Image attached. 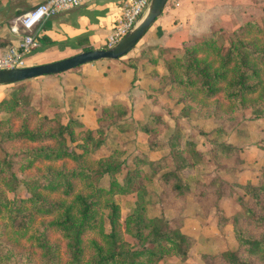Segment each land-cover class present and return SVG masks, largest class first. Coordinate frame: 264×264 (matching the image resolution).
<instances>
[{"label":"trees","instance_id":"16d2710c","mask_svg":"<svg viewBox=\"0 0 264 264\" xmlns=\"http://www.w3.org/2000/svg\"><path fill=\"white\" fill-rule=\"evenodd\" d=\"M157 49L149 58L152 91L181 105V117L232 123L245 110L251 120L264 118V12L229 33L214 30L179 49ZM105 49V48H104ZM91 50L86 48L85 51ZM117 60H120L117 59ZM109 61H98L108 75ZM161 65L159 74L155 67ZM133 68L128 65L125 69ZM24 86L0 100V264H164L166 258L184 261L195 241L183 233L179 217H150L146 206L152 192L163 208L183 202L190 193L202 206H217L232 185L220 175L197 179L192 188L182 173L200 167L204 155L193 140L150 114L142 125L148 151L166 150L171 169L160 172L139 156L130 163L122 151L96 157L112 128H122L128 107L122 102L102 107L95 128L75 118L43 115L31 105ZM168 133L167 136H165ZM208 139V159L238 162L239 148L221 140V126ZM166 137V140H165ZM102 182H105L103 184ZM240 189L241 215L227 218L235 249L201 255L202 264H264V168L257 184ZM135 195L134 208L121 220L117 197ZM181 203H177L176 206ZM53 237H57L56 240Z\"/></svg>","mask_w":264,"mask_h":264},{"label":"rangeland","instance_id":"374dc122","mask_svg":"<svg viewBox=\"0 0 264 264\" xmlns=\"http://www.w3.org/2000/svg\"><path fill=\"white\" fill-rule=\"evenodd\" d=\"M260 17L248 19L247 21L258 20ZM240 24L236 25V27ZM231 30H222V32L229 33ZM190 41L195 40H189L187 42ZM187 42H182L175 47L164 45L144 46L140 44L139 47L135 46L132 51L120 58V60L110 61L108 63L109 67H106L109 71L108 75L103 74L101 70L98 69L99 73L111 80L109 84H111L112 89L113 86L115 87L116 85H125L126 87L129 86L130 90L135 88L133 90H137L138 93L141 91L142 93L138 94L136 92L138 95L134 97V99L129 100L130 106L122 102L128 107L124 125L122 128L111 129L107 143L96 152V157L105 156L112 150H120L123 156L127 157L128 164L130 163L129 158L131 156H139L154 164L150 167H146L149 175L152 174L156 164L161 167L160 172L171 169L172 161L167 156V151H148L145 146V136L140 131L142 125L151 123L150 114L157 113L162 115L167 122L169 126L168 132H172L174 129L180 131L184 135V139L195 141L204 155V160L200 167L192 171H185L181 174L183 180L187 181L193 188V183L197 179L209 181L218 174L227 183L232 185L230 195L220 198L215 207H205L198 204L189 193L183 202H177L181 204L176 206V202H171L170 207L163 208L157 200L161 193V189L156 186L155 182L146 184L147 190L152 192L151 200L146 206L148 216L165 219H173L176 216L179 217L181 219V229L183 233L187 234L195 241L186 260L180 261L178 258L168 257L164 264H202L201 255L203 254L214 255L223 250L235 249L236 241L233 236L232 226L230 223L224 224L221 222L217 210L227 218L241 215V207L238 203V197L241 191L234 185L246 182L257 184L261 170L264 168V118L251 120L248 110L238 114L232 123L229 121H219L215 123L211 118L208 120H198L193 114L187 118H183L180 115L181 105H176L173 100L168 99L164 94L159 95L152 91L151 88H153L156 83L153 82L148 75L151 71L148 60L156 56L157 49L150 48L156 46L175 50L179 49ZM128 65H133V68L125 69ZM155 70L160 74L163 68L161 65H157ZM67 74L69 75H64L63 77V80L67 84L63 88L64 94H66V90L69 91L71 89V85L77 81L78 77L80 80L82 78L80 71ZM79 83L81 84V81H79ZM18 86L19 85H17V87ZM82 87L83 86H80L78 91L76 88L74 89V91L77 92L74 97L77 101L74 100L71 103L72 105L69 103L63 105L61 107L63 111H56L47 115L38 107L33 106L43 115L52 117L54 114L60 113L63 115L64 122L69 118H75L83 127L90 129L88 126H85V124L89 125L88 120H85V124L80 120L81 116L77 112L78 108L85 110L95 106L100 107L98 108L97 116L89 115L90 120L93 119V117H95L94 119L96 120L102 107L120 101L99 106L92 92H90V90L87 91V87ZM111 88L107 90V99H109L108 95H111L108 92L113 91ZM85 98H87V101L84 100ZM218 126H221L223 129V133L220 134L219 138L227 144L239 148L238 162L235 161L234 157H231L228 161L221 160L222 157L220 156L216 160L208 159L206 155L209 148L208 139H213L216 136L215 128ZM167 135L168 133L165 136ZM2 155L0 149V158ZM102 183L105 184V182ZM135 199L134 194L116 198L121 209V220H123L134 208ZM53 239L56 240L57 237H53Z\"/></svg>","mask_w":264,"mask_h":264},{"label":"crops","instance_id":"0c3cea01","mask_svg":"<svg viewBox=\"0 0 264 264\" xmlns=\"http://www.w3.org/2000/svg\"><path fill=\"white\" fill-rule=\"evenodd\" d=\"M44 1L46 0H0V55L8 46L18 43L19 36L11 31L16 19ZM120 9L121 0H98L47 18L39 29V46L28 55L26 66L59 61L85 51L86 48L104 49L106 37L110 34ZM263 10L264 0H167L161 15L136 47L140 44L175 47L182 42L203 38L217 29L231 30L248 19L260 17ZM98 69L96 64H85L59 75L0 86V100L24 86L31 97V104L49 115L63 111V105L77 101L74 89L78 91L80 86L87 87V91L92 92L99 106L117 101L130 106L129 100L142 93L133 90L135 88L130 90L125 85H116L112 89L109 84L111 80L99 73ZM74 71H80L82 78L80 80L78 77L71 89L64 94L63 88L67 84L63 77ZM109 88L113 91L109 90L111 95L107 99ZM84 100L87 101V98ZM98 108L100 107L77 109L82 123L89 121V125L85 126L90 129L95 126V117L90 120L89 115L97 116Z\"/></svg>","mask_w":264,"mask_h":264},{"label":"built area","instance_id":"2783aa9c","mask_svg":"<svg viewBox=\"0 0 264 264\" xmlns=\"http://www.w3.org/2000/svg\"><path fill=\"white\" fill-rule=\"evenodd\" d=\"M98 0H46L16 19L11 31L19 36L16 45H10L0 55V71L26 67L28 55L39 46L41 24L47 18ZM150 0H121L119 16L105 40V49L115 45L136 24L146 11Z\"/></svg>","mask_w":264,"mask_h":264},{"label":"water","instance_id":"95a60500","mask_svg":"<svg viewBox=\"0 0 264 264\" xmlns=\"http://www.w3.org/2000/svg\"><path fill=\"white\" fill-rule=\"evenodd\" d=\"M167 0H150L144 14L115 45L106 49L82 51L71 57L36 66H26L0 71V86L11 85L48 75H59L85 64L114 61L132 51L140 39L161 15Z\"/></svg>","mask_w":264,"mask_h":264}]
</instances>
